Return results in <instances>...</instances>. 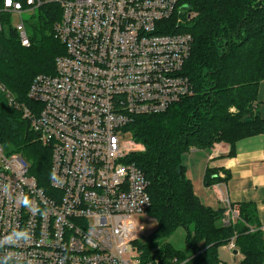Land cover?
Returning a JSON list of instances; mask_svg holds the SVG:
<instances>
[{
  "label": "built area",
  "instance_id": "built-area-1",
  "mask_svg": "<svg viewBox=\"0 0 264 264\" xmlns=\"http://www.w3.org/2000/svg\"><path fill=\"white\" fill-rule=\"evenodd\" d=\"M53 6L61 11L53 35L66 50L55 73L33 80L32 108L1 83L0 91L51 149L56 177L40 183L24 157L0 145V185H11L9 195L0 193V237L30 228L32 240L15 251L34 264H185L157 249L149 259L141 254L146 239L135 218L148 217L152 201L150 182L131 162L138 149L128 128L194 95L184 75L194 40L182 29L197 14L180 0H0V54L4 33L30 48L28 27L40 11L54 16ZM19 194L45 213L23 208ZM224 210L225 226L240 220L236 206L226 202ZM258 229L264 234V224ZM236 243L224 246L233 257Z\"/></svg>",
  "mask_w": 264,
  "mask_h": 264
},
{
  "label": "trees",
  "instance_id": "trees-1",
  "mask_svg": "<svg viewBox=\"0 0 264 264\" xmlns=\"http://www.w3.org/2000/svg\"><path fill=\"white\" fill-rule=\"evenodd\" d=\"M198 14L190 26L193 46L184 75L194 95L160 115L139 117L128 128L145 151L131 162L150 182L152 205L148 211L158 223L157 233L140 243L144 259L153 250L166 259L185 264H221L219 250L234 237L243 260L239 264L264 262V234L256 207L240 205V220L225 226L224 209L202 204L196 196L183 156L192 149L209 150L225 143L232 156L239 141L264 135V119L256 110L258 89L264 81V0H180ZM56 14L40 11L31 24L32 46L23 48L15 33L1 40L0 83L10 90L18 105L32 108L28 97L38 75H53L55 61L65 55L64 45L53 35L60 21ZM0 145L7 154H20L31 165V174L47 184L51 149L38 142L22 110L10 104L0 91ZM206 173L207 187L229 180ZM186 230L185 245L191 256L166 240L178 229ZM251 228L257 229L251 232ZM198 252H201L197 255Z\"/></svg>",
  "mask_w": 264,
  "mask_h": 264
},
{
  "label": "crops",
  "instance_id": "crops-1",
  "mask_svg": "<svg viewBox=\"0 0 264 264\" xmlns=\"http://www.w3.org/2000/svg\"><path fill=\"white\" fill-rule=\"evenodd\" d=\"M256 110L264 119V81L259 85ZM230 153L231 147L225 143L209 150L192 149L183 156L187 178L203 205L225 209L229 202L240 209L241 204L251 203L264 224V135L239 141L232 156ZM209 170L220 178L228 172L229 180L207 187L205 177Z\"/></svg>",
  "mask_w": 264,
  "mask_h": 264
},
{
  "label": "clouds",
  "instance_id": "clouds-1",
  "mask_svg": "<svg viewBox=\"0 0 264 264\" xmlns=\"http://www.w3.org/2000/svg\"><path fill=\"white\" fill-rule=\"evenodd\" d=\"M56 173L52 172L50 178H55ZM11 192L10 184L0 185V193L9 195ZM19 204L29 212H36L43 215L46 209H42L38 204H35L32 198L26 194L17 196ZM33 238V233L30 228H14L3 237H0V264H34V261L26 259L18 251L21 245L28 244Z\"/></svg>",
  "mask_w": 264,
  "mask_h": 264
},
{
  "label": "rangeland",
  "instance_id": "rangeland-1",
  "mask_svg": "<svg viewBox=\"0 0 264 264\" xmlns=\"http://www.w3.org/2000/svg\"><path fill=\"white\" fill-rule=\"evenodd\" d=\"M191 12H194V11H191ZM24 19L26 21L29 20L27 16H25ZM184 19L186 21V17ZM192 20L190 22L189 21L184 22L183 28L190 26V23L192 22ZM18 23H19V20L17 18H14L13 25L16 26ZM28 30H29V33L32 34V29L30 26L28 27ZM133 143L135 147L138 149V154L143 153L145 151L142 145L137 144L135 141H133ZM135 220H136V224H138V234L137 235L141 240L154 236L157 233V229L159 225L153 217L148 216L144 218L141 216H137ZM185 237H186V230L180 227V229H178L177 232H175L166 241L170 243L175 249L182 251L186 255L191 256L190 251L187 249L185 245ZM219 256H220L219 257L220 261L222 262L221 264H239L240 259L243 260L241 254H238L237 257L236 256L232 257L230 252L226 250V248H223V246L219 250Z\"/></svg>",
  "mask_w": 264,
  "mask_h": 264
},
{
  "label": "water",
  "instance_id": "water-1",
  "mask_svg": "<svg viewBox=\"0 0 264 264\" xmlns=\"http://www.w3.org/2000/svg\"><path fill=\"white\" fill-rule=\"evenodd\" d=\"M239 254V252L238 251H235L234 252V255L237 257V255Z\"/></svg>",
  "mask_w": 264,
  "mask_h": 264
}]
</instances>
